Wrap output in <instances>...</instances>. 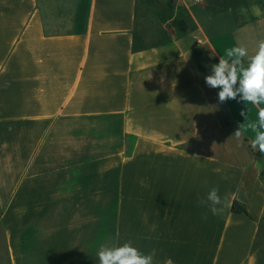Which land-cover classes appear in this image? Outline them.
<instances>
[{
    "label": "crops",
    "instance_id": "1",
    "mask_svg": "<svg viewBox=\"0 0 264 264\" xmlns=\"http://www.w3.org/2000/svg\"><path fill=\"white\" fill-rule=\"evenodd\" d=\"M261 39L264 0H0V264H264V104L204 79Z\"/></svg>",
    "mask_w": 264,
    "mask_h": 264
},
{
    "label": "clouds",
    "instance_id": "2",
    "mask_svg": "<svg viewBox=\"0 0 264 264\" xmlns=\"http://www.w3.org/2000/svg\"><path fill=\"white\" fill-rule=\"evenodd\" d=\"M226 57L221 56L218 64L211 66V74L204 78L206 85L220 89L218 98L221 103L239 96L246 104H264V39L258 41L253 55H249L245 47L237 46L228 49ZM244 58H247V66L242 63ZM241 127L232 135L238 140L242 134ZM249 128L255 133L251 147L264 154V108H260L258 121L249 124ZM198 202L208 204L213 215L223 210L224 201L215 187L209 190L206 199ZM97 255L99 264H153L154 259V253L144 254L130 241L122 245L101 246Z\"/></svg>",
    "mask_w": 264,
    "mask_h": 264
},
{
    "label": "trees",
    "instance_id": "3",
    "mask_svg": "<svg viewBox=\"0 0 264 264\" xmlns=\"http://www.w3.org/2000/svg\"><path fill=\"white\" fill-rule=\"evenodd\" d=\"M177 25H178V29L180 30V32L185 34L186 30H187L185 22L183 20H179ZM252 153H253V151H252ZM260 154H261L260 152H257L255 155L259 156ZM261 174L264 177V169H263ZM232 212L234 214H244L246 216H249V214H248L246 208L244 207V205L239 203L238 201H234L233 202V204H232ZM263 240H264V233H262V231L260 230V232L258 234V237H257V240H256V243H261Z\"/></svg>",
    "mask_w": 264,
    "mask_h": 264
},
{
    "label": "rangeland",
    "instance_id": "4",
    "mask_svg": "<svg viewBox=\"0 0 264 264\" xmlns=\"http://www.w3.org/2000/svg\"><path fill=\"white\" fill-rule=\"evenodd\" d=\"M129 139H128V144H129ZM5 249H4V246H3V243H2V236H1V227H0V257L2 258V259H4L5 258Z\"/></svg>",
    "mask_w": 264,
    "mask_h": 264
},
{
    "label": "built area",
    "instance_id": "5",
    "mask_svg": "<svg viewBox=\"0 0 264 264\" xmlns=\"http://www.w3.org/2000/svg\"><path fill=\"white\" fill-rule=\"evenodd\" d=\"M193 2H195V3H202V2H204L205 0H192Z\"/></svg>",
    "mask_w": 264,
    "mask_h": 264
}]
</instances>
